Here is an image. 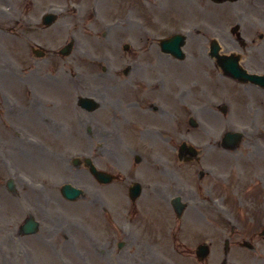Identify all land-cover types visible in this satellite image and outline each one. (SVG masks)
Masks as SVG:
<instances>
[{
  "label": "flooded vegetation",
  "instance_id": "af4514ba",
  "mask_svg": "<svg viewBox=\"0 0 264 264\" xmlns=\"http://www.w3.org/2000/svg\"><path fill=\"white\" fill-rule=\"evenodd\" d=\"M9 1L0 0V4L9 6ZM112 1V14L106 17H100L94 8L93 16L96 21L90 26L88 33L90 37L96 38V41L101 40L108 44L107 50L98 57L105 66L101 63L95 64L99 71L97 74L92 71V74L99 79L114 76L115 84L113 89L111 88V94L103 95L101 101L91 96L97 102L96 110L101 109V113L86 111L83 115L86 133L105 136L103 140L109 139L114 144L112 146L103 143L95 147L105 159L107 156L101 148L109 149L111 161L109 159L110 162L105 161L98 165L116 177L111 183L112 188L107 190L105 186L99 190L105 205L103 210L112 209L107 197L111 195L117 198L121 195L120 189L128 177L127 173L131 176L132 173L134 176H145L139 171L138 167L141 166L147 167L150 174L148 180L143 181L145 188H141V195L144 197L165 200L170 194H177L189 201L199 192L210 195L214 188L212 180L220 181V177H225L215 171L219 142L210 143L216 131L215 120L219 113L216 96L222 95L220 98L226 105V114L236 112L247 116L255 115L252 114L255 110L247 104L248 98H245L244 94L248 95L252 89L259 93L264 92V89L251 83H241L234 79L233 71L229 69L236 58L247 72L264 74V0ZM187 4L195 5L196 21L186 25L182 14L186 12ZM53 6H43L41 0H19L18 16L22 22L24 38L42 34L43 30L47 29L42 23V16L46 8L55 10L56 7ZM13 11L16 12L15 8ZM1 16L8 20L14 15L9 10ZM187 26L189 28L185 29ZM66 28L69 35L74 34L73 24L66 23ZM182 31L186 32L185 39L188 41L183 60L182 37L178 43L181 49L179 57L163 52L159 45L163 38L182 36ZM49 45L46 44L48 48L42 51L43 54L39 58L27 56L25 47L21 57L23 63L29 59L37 65V70L41 71L40 63L56 68L59 60L65 62V57L58 56L57 51L52 50ZM30 49L32 52V47ZM189 61H193L195 66L192 67ZM183 62H186L183 65L189 68L184 70L185 72L182 71ZM43 74L44 78L53 79L51 74ZM19 79L23 83H34L28 76ZM183 81L196 85L198 97L203 101L202 106L193 110L195 116H201V124L194 128L198 129L196 132L182 127L181 124L182 99L192 93L191 88L182 86ZM170 83H174L177 90L172 91ZM235 90L237 100L234 97ZM67 101L72 108V100ZM36 110L41 128L56 131V135L66 133V122L43 120V117L48 116L43 113L49 112L50 106L41 104ZM184 112L186 113L185 108ZM188 133L197 134L199 138L194 139L188 136ZM185 143L194 145L200 156H214V163L210 164L211 166H203L200 157L182 162V153H178V150ZM127 151H131L134 162V156L139 157V164L135 163L133 172ZM183 155L188 159V152ZM122 174H125L124 178L121 177ZM187 175L189 177L186 178ZM191 177L194 179H190ZM196 181L200 183H195ZM227 182L226 178L225 183ZM186 207L197 214L205 212L198 206ZM137 208L135 206V209ZM210 209L216 214L223 212L229 216L230 220L223 224L230 230L231 237L236 236L233 240L228 236L236 246L239 247L244 241L251 244V241L259 239L262 227L260 215L251 222L241 217L243 221H239L232 213L222 211L221 207L210 206ZM105 235L102 242L106 245ZM227 255L225 254V261ZM248 257L253 260L252 256Z\"/></svg>",
  "mask_w": 264,
  "mask_h": 264
},
{
  "label": "rangeland",
  "instance_id": "374dc122",
  "mask_svg": "<svg viewBox=\"0 0 264 264\" xmlns=\"http://www.w3.org/2000/svg\"><path fill=\"white\" fill-rule=\"evenodd\" d=\"M17 1L18 0H13L15 3H17ZM47 1L48 0H42V3L46 4ZM56 1L60 3L67 2V0ZM74 1H81L83 5H86V10L84 9V11L81 12L82 14L79 15L80 18L86 19L89 15V7H100L101 11L99 12H101L102 16H105L106 12L103 10V7L106 6L105 3H110L108 0H104L105 3L103 2L101 5L95 6L91 4L90 1L92 0ZM195 9L196 7L194 6L193 13L187 11L184 14L183 18H185V22H187L186 25L196 21V18H194L196 16ZM73 17L74 16L71 14L65 15L58 20L53 29H59L58 31H61L64 25H66V21L72 20ZM77 17L78 16H75V26L79 28V26H77L79 22ZM3 26L4 24L0 22V61L6 59L10 63L7 64L8 70L4 71V76L7 77V81L2 82V80H0V264H69L70 262L72 264H162L164 259L168 264H221L223 240L225 239L228 240L230 245V251L227 255L229 262L226 264H264V260L259 261V263V259L254 262H246L239 261V258L233 256L235 252L231 247L236 246L232 240L233 237L236 236L234 235L231 237L229 235L230 230L225 227L222 219L210 209V205H212L211 199L202 197L201 193H199L200 197L190 202L192 206H198L205 211L200 215L201 217L193 213L191 208H188L183 217L177 219L174 211L170 207L166 206L168 208L167 213L164 209L162 211V204L163 206L166 204L163 202V199L158 197L150 201H146L144 198L139 200V204L150 206L148 207L149 213L146 214L144 210L143 212L139 210V212L136 211L134 213L132 205H130V202H127V195H123L119 203L108 199L113 211L105 212L103 210L105 206L99 191L102 188L92 181L91 176L82 166L74 167L67 160L72 156L88 153L91 160L96 164L104 163L111 158L109 149L101 148L107 156L105 159L101 157V153L97 151L95 147L103 143L112 146H114V144L109 139L103 140L105 136H99L94 133L89 135L86 133L84 125L78 124L76 119L75 122L73 116L75 112L81 111L82 109H80L77 104H74V106L70 108V103L67 100H72V102L75 103L78 95H89L101 101L103 95L111 94V88L113 89L112 86L115 84L114 76L107 79L94 77L89 67V62L76 56L74 51L65 62L59 60L56 68L54 66L45 68V66L42 65L41 68L43 72H53L56 78L58 77L63 81V83L55 86L44 85L32 88L35 89V95L41 94L44 98L58 100V108L56 110H50V112H44V115L48 116L43 117V120L47 118L52 119L53 122L57 119L62 120L66 122L68 129L66 134L56 135V131L52 132L39 126L35 128L34 124L36 118L34 117L37 116L36 112L33 111L30 116L18 114L16 117L13 115L11 117V115L6 113L5 101H3L5 96L11 104L16 100V104L24 108L28 107L29 99L26 86L24 85L25 88L22 87L19 80H15L18 71L25 68L19 58L21 55L20 39L16 38V36H18L17 34L12 36L8 32L7 34L10 38L7 39V35L4 32L5 26ZM14 30L16 32L17 28ZM79 31H81L80 28ZM46 36L47 35L38 36V40L43 42ZM53 40L55 46L59 45L61 47L66 43L67 37L58 34ZM113 40L115 41L114 43H116L115 38H113ZM80 41L82 40L80 39ZM192 62L189 61L193 67L195 65ZM183 64H186V62L182 63V71L185 72L189 68ZM28 66L26 65V69H28ZM63 71H66V73L63 74L64 76H62ZM73 71L75 74L77 72L80 74L84 72L86 74L85 77L87 79L80 86L75 85L72 80H68L70 79L68 72L72 73ZM97 71L98 70L95 68L96 74ZM187 73L190 74V72ZM188 79L191 80L190 78ZM77 80L78 78L76 77L75 81ZM69 83L72 85L73 90L70 94L66 95V93H68L67 84ZM182 86L191 88L192 93L191 95L187 94V96H184L182 99L181 124L182 127L196 132L198 129H190L188 126L189 109L187 111V108L202 106L203 101L198 97V88H196V85L183 81ZM169 87L172 91L177 90L174 83H170ZM235 93L234 97L236 98L235 100H237L236 90ZM221 96L222 95L216 96V99L219 101ZM244 96L248 98L247 104L252 106L255 110L252 112V114L255 115L241 117V114L236 112L235 114L227 115L218 113L217 119L215 120L216 135L213 137V140L219 139V136L223 133L222 131L239 129L244 126V124L248 123V121L252 120L258 131L251 137L253 139L255 136L260 137L258 141L261 149L250 137H248V135L243 136L241 143L233 151H224L219 148L216 169H218L217 172H222L226 175L229 174L228 184H225L226 177L219 178L220 182L225 185V187H223L225 191H223L214 180L213 185L215 187V192L212 195V199L217 200V197L220 196L222 198H219V201L217 200L220 206H225L232 211H239V209L244 207L247 212L251 211L258 214V211H260L259 203L264 201V199L262 200V198H264V94L252 89L248 95L244 94ZM98 104L100 108H102L100 102ZM184 108L186 113L184 112ZM245 110H247L248 114V108ZM95 111V114H98V112L101 113V109ZM61 115L64 116L61 117ZM200 118L201 116L195 117L196 121H200ZM9 122H16L20 125L17 131H19L18 134L23 140L21 144H16V141L19 140L11 136L8 129ZM67 134L70 135L68 139L69 142L63 144L57 142L58 139L65 140L63 138H66ZM188 136H192L194 139L199 138L197 134L192 135L188 133ZM35 139L44 143L45 151L39 149L36 153V150L33 149L34 147L29 148L35 144ZM211 142H213L212 139ZM120 152L122 153V151ZM57 153L61 156V159L53 168L35 166L36 163L43 158H46L47 162L50 163L49 161H51L52 155ZM127 154L129 157L128 151ZM6 156L10 159L13 158L16 168H14L12 164H8ZM205 156H207V158ZM205 156H201V165L211 166L210 164L214 163V156ZM206 159L208 160L207 162ZM138 168L140 172L144 173V175L149 178L150 174L147 167L141 166ZM20 170L22 174L20 179L18 177L16 180L15 177L17 176V172L15 171ZM9 177L15 181L17 191L20 192L22 200L28 201L27 203L36 195L30 191H40L42 194H45L43 191L46 187L51 191V203L43 198L46 205L50 204L51 208L49 207L47 209L49 213L45 211V208L41 211L30 203L35 209H38L37 212L39 214L37 215H39L40 221H42L40 229H38L37 233L34 235L20 236L18 234L19 226L22 223V217L25 216L27 212L23 205L21 207V204H18L17 207H15L10 200H8L10 193L7 191L5 184ZM70 177H72V179L69 182L72 184L79 186L85 184L89 186V189L86 190L87 192H85L83 197L77 202L66 201L62 199L59 193H56V184L63 181V179H70ZM187 177H189V175H187L186 178ZM195 183L200 182L196 181ZM197 185L199 186V184ZM227 186H233L234 190L230 192ZM239 200H241V204L245 206L241 207L238 205ZM43 206L46 207L45 205ZM56 207L60 214L64 213L67 217H79L85 224V231L79 232L80 234L68 232V237L63 235V233L54 234L51 227L57 225V222L61 224L59 220H55V210L53 209ZM127 209L128 213L120 217L119 215H123L125 212L124 210ZM237 213L243 216L244 211L236 212V214ZM56 214H58V212ZM135 214H138V221L144 218L139 222L150 225V227L152 224V226L156 228L160 223L158 230H153L150 235H147L150 239V243L142 245L137 242L136 232L132 233L130 229L125 230L120 226L121 229H118L117 233L114 228L115 222L118 224L120 221L127 219L132 222L131 230L134 224L137 229V218L134 216ZM249 214L250 213L246 215L249 216ZM12 217H15V219L12 220ZM49 217L52 218V223L50 219L47 220ZM129 221L128 223H130ZM44 224H46L48 228H45ZM65 224L66 223L63 222L61 226H65ZM42 227H44V229L41 230ZM104 234H106L105 239L109 241L112 247L109 252L101 255L99 254V250L100 248L102 249V247L98 242L104 239ZM228 236H230L232 240ZM95 240H97L98 245L95 244ZM133 240H135L134 244L131 242ZM205 241L211 243V252L204 261H197L196 263L193 254L195 248L198 244ZM116 242L124 243L123 247L120 249L117 248ZM146 245L150 247L148 249L140 248ZM148 250L149 252H147ZM257 251L264 256V250L261 249V246ZM141 252H145L147 255L142 256ZM22 254L26 255L27 260H23ZM152 255L155 257L152 258ZM113 258H117V261L115 262Z\"/></svg>",
  "mask_w": 264,
  "mask_h": 264
},
{
  "label": "water",
  "instance_id": "95a60500",
  "mask_svg": "<svg viewBox=\"0 0 264 264\" xmlns=\"http://www.w3.org/2000/svg\"><path fill=\"white\" fill-rule=\"evenodd\" d=\"M231 142H234V143H236V141H238L239 140V138H238V135H236V134H233V135H231ZM80 190H78V189H76V188H73V187H70L69 185H66V186H64V192H66L65 194H66V196L68 197V198H70V199H74V198H76V197H78L79 196V194H80V192H79ZM176 206V205H175ZM179 207H177L176 206V210H177V213L179 214V209H178ZM200 254H206V252H207V249H205V247H200L199 248V251H198Z\"/></svg>",
  "mask_w": 264,
  "mask_h": 264
}]
</instances>
